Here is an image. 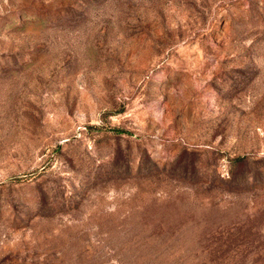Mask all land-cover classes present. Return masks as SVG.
Returning a JSON list of instances; mask_svg holds the SVG:
<instances>
[{
  "label": "rangeland",
  "instance_id": "1",
  "mask_svg": "<svg viewBox=\"0 0 264 264\" xmlns=\"http://www.w3.org/2000/svg\"><path fill=\"white\" fill-rule=\"evenodd\" d=\"M0 264H264V0H0Z\"/></svg>",
  "mask_w": 264,
  "mask_h": 264
}]
</instances>
